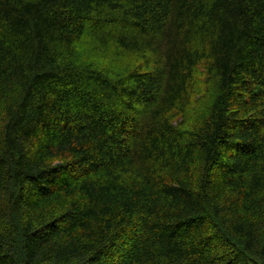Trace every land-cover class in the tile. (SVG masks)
Here are the masks:
<instances>
[{"label":"trees","instance_id":"obj_1","mask_svg":"<svg viewBox=\"0 0 264 264\" xmlns=\"http://www.w3.org/2000/svg\"><path fill=\"white\" fill-rule=\"evenodd\" d=\"M0 264H264V0H0Z\"/></svg>","mask_w":264,"mask_h":264}]
</instances>
